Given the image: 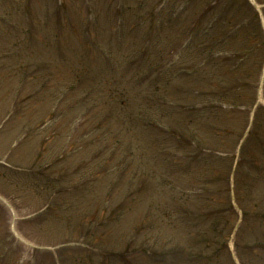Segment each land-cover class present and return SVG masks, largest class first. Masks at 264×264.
<instances>
[{"label": "trees", "instance_id": "trees-1", "mask_svg": "<svg viewBox=\"0 0 264 264\" xmlns=\"http://www.w3.org/2000/svg\"><path fill=\"white\" fill-rule=\"evenodd\" d=\"M3 1L7 10L0 13L1 41L13 32L16 37L26 36V40L30 41L44 25L53 28L55 39L56 33L61 38L70 31H76L83 52L90 56L91 61L108 68L112 67L109 59L113 49H122L123 46L131 48L126 55L129 60L127 68L130 69L129 73L135 72L129 78L140 92L134 95L122 87L110 86L107 90L109 102L101 104L106 109L96 106L101 114L95 109L86 108L85 114H96L99 119L96 124L90 125V131L94 134L99 129L101 134H110L116 144L122 141L119 132L130 137L128 143L120 144L124 157L121 156L118 167H130L131 160L123 161L128 157L126 148L138 147V139L145 136L149 144L157 146L159 161L166 164L169 161L176 168L188 170L198 177L181 194L170 174H164L165 179L162 180L176 199L185 197L199 204L202 202L199 208L186 210L187 214L195 216L198 224L193 231L195 246L181 249L192 262L238 264L228 246V240L236 228L233 240L241 264H264V206L258 203L246 205L245 201L246 198L250 199L252 177L241 171L234 173V199L242 210L241 222L237 224L239 210L231 197V166L227 163L221 170L215 162L227 150L230 153L228 162H233L236 138L240 135L223 125L225 116L231 117L235 111H241L244 112L242 118L249 117L246 109H251L255 103L254 97L241 100L232 96L239 88L253 90L260 80L264 51L262 47L259 51L258 48L264 44V40H260V45L255 42L258 40L260 22L253 4L249 0H97L99 8L96 10L91 0ZM74 10L79 12L80 18L74 15ZM14 14H18V17L13 19ZM103 18L113 24L114 30L112 35L102 39L97 27ZM11 44L19 45L16 40ZM2 54L4 57L10 56L11 52ZM16 64L18 69L24 65L22 62ZM80 74L81 71L77 72L75 80L67 86V90H74L72 95L78 91V83H82L78 81ZM144 75H149L147 84L142 82ZM79 95L82 94L74 97L75 106L84 104L78 99ZM135 96L138 97L139 107L144 110L143 114L137 110L131 112L135 107ZM180 96L185 102H179ZM113 108H117V111L114 112ZM49 115L57 117L62 114L61 111H54ZM253 121L254 127L243 144L245 147L241 150L238 164L242 163L264 175V137L261 134L263 107L255 110ZM218 122L224 128L217 127ZM111 125L118 128L113 129ZM204 131L218 133L222 140L217 145L206 143L202 138ZM234 134V142L231 141L230 147L223 148L222 142L228 144L224 138ZM51 165L47 164L36 173L37 184L45 185L42 186L43 193L51 190L61 192L56 183L62 182L63 178L59 177L58 172L47 171L52 168ZM195 165L198 166L196 170L193 169ZM62 167L60 164L58 168ZM64 171L62 175L70 174ZM41 177L44 180L37 181ZM62 196H66V191ZM165 200L162 198L163 203ZM215 200L219 206L220 200L225 203L220 208H213ZM58 208L56 205L48 206L44 214L58 211ZM121 210L122 204L116 205L109 210V215L104 209L99 219L94 217L82 221L81 241L85 244L79 248L81 252L95 249L98 258L85 252L79 255L77 249L73 251L68 247H62L57 252L68 251V257L72 260L67 264H74V260H86L89 264H129L131 256L135 254L150 255V264H157L162 261L160 256L176 253L147 240H137L136 245L127 238L123 247H118L114 239L108 241L110 232L107 228L112 219L118 218L117 213ZM142 224L147 228L145 222ZM97 225L103 227L101 233L87 232ZM245 236L248 238L244 239Z\"/></svg>", "mask_w": 264, "mask_h": 264}, {"label": "rangeland", "instance_id": "rangeland-1", "mask_svg": "<svg viewBox=\"0 0 264 264\" xmlns=\"http://www.w3.org/2000/svg\"><path fill=\"white\" fill-rule=\"evenodd\" d=\"M249 1L252 3L254 0ZM91 2L97 10L98 1L91 0ZM257 2L252 4L259 14L260 31L255 42L260 45V40H264V0ZM5 10L7 5L0 0V13L3 14ZM69 10L68 7V12ZM73 13L76 17H81L78 11L74 10ZM16 17L18 14H14L13 19ZM0 26L2 27V24ZM97 29L102 39L112 35L114 30L113 24L104 18ZM52 30L53 28L44 25L41 32L30 41L26 40V36L16 37L14 32L4 40H0V201L6 204L9 212L6 220V212L0 208V264H64L65 262L67 264V261L72 260L68 257L67 250L62 253L57 250L52 251L53 253L33 250L32 247L36 242L33 239L54 243L77 236L82 240V221L86 222L87 218L94 217L99 219L103 212L106 211L108 214L109 210L120 204L123 210L117 213L118 218L112 219L107 228L110 232L107 236L108 241L114 239L118 247H123L127 238L136 245H138L135 242L137 240L138 242L147 240L151 244H159L166 250H174L178 253L160 256L159 259L162 261L157 264H195L189 256L182 253L183 250L195 246L193 231L198 225L195 216L187 214L186 210L197 209L202 202L199 204L185 197L176 199L170 187L162 184V180L165 179L164 174H170L181 194L185 188L192 186L195 178L198 177L188 170L176 168L169 161L167 164L159 161L157 146L153 143L149 144L145 136L138 139V147L126 148L128 157L123 161L131 160L130 167L123 166L124 169L122 165L118 167L117 163L123 156V147L120 144L128 143L130 137L120 135L119 132L118 136L122 141L116 144L110 134L108 136L101 134L99 129L94 134L90 131V125L96 124L99 119L96 114L93 116L85 114L86 108L98 111L99 108L96 106L100 105V109H103L101 104L108 103L110 99L107 94L110 86H116L118 89L122 87L134 95L140 92L135 82L133 83L129 78L135 72L134 70L129 73L130 69L127 68L129 60L126 55L131 48L123 46L122 49H113L109 59L112 61V67H103L91 61L90 56L83 52L81 39L76 31H70L61 38L56 33L55 39ZM2 33L0 32V35ZM14 40L18 41V46H12ZM261 47L264 51V44L259 46L258 51ZM5 51H10L11 55L4 57L2 53ZM262 60L264 64V55ZM16 62H22L24 65L18 69ZM79 71L81 74L78 81L82 83H78L80 85L78 91L72 95L74 90H67V86L75 80ZM148 78L149 75H144L143 84H147ZM137 82L139 83V80ZM260 83L261 81L255 84L253 90L239 88L237 93L232 95L233 98L236 96L244 100L254 97L262 101L264 81L262 85ZM76 94H82L77 97L82 100L81 103H84L80 104L82 107L79 110L80 105H74ZM84 94L87 96L86 99ZM178 99L179 102H185L181 96ZM134 105L131 112L137 110L141 114L144 113L139 107L138 97ZM113 110L116 112L117 108ZM54 111H61V118L54 119L49 115ZM246 111L251 113L250 109ZM98 114L101 113L98 111ZM243 114L244 112L235 111L231 117L225 116L226 119L222 121L224 126L230 127L237 135L240 134L238 138L244 134L249 122L248 117L242 118ZM114 117L117 118L115 115ZM44 120H49L48 124H44ZM223 125L218 122L217 127L224 128ZM111 126L118 128L117 125ZM261 126V134L264 137V125ZM253 127L254 122L251 120L250 130ZM203 133L202 138L206 143L217 145L220 143L219 140H222L218 133L208 131ZM236 134L226 136L224 139L228 140V144L221 141L222 147H230ZM238 138H236L237 143ZM244 141L246 142V139ZM171 147L175 149L174 146ZM243 147L245 146L242 145L241 150ZM227 156H230L228 150L215 160L221 170L227 163L233 168V162H228L230 159ZM38 158L58 164L47 171H55V174L58 172L59 177L63 178L62 182L56 183L61 192L51 190L45 192L46 196H43L40 191L35 192V187L45 185L37 184L34 174L21 172L22 174L19 175L7 169L8 165H13L21 170L33 169L38 173L34 170ZM60 164L63 167L59 169ZM197 167L195 165L193 169L196 170ZM63 169L70 174L62 175L65 173ZM233 171L235 174L241 171L252 177L253 186L249 192L250 199H245L246 205L258 203L263 207L264 175L242 163L237 164ZM65 191L66 196H62ZM162 198H166L164 203ZM104 201H107V204ZM45 203L58 206V211H52L38 221L24 218ZM224 203L220 200V206L216 202L213 208H220ZM144 222L147 228L142 224ZM102 228L97 225L93 230L85 229L88 230L87 232L94 231L99 234ZM246 238L248 237L245 236L244 239ZM64 247L73 251L77 249L79 255L85 252L97 256L95 249L81 252L80 243L65 244ZM230 248L237 260L233 241ZM135 255L131 256L129 264L152 262L150 255ZM80 261L73 262L89 264L86 260Z\"/></svg>", "mask_w": 264, "mask_h": 264}]
</instances>
